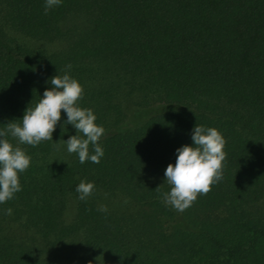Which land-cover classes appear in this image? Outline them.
<instances>
[{"label":"trees","instance_id":"16d2710c","mask_svg":"<svg viewBox=\"0 0 264 264\" xmlns=\"http://www.w3.org/2000/svg\"><path fill=\"white\" fill-rule=\"evenodd\" d=\"M43 7L0 0V130L71 64L103 156L67 152L71 125L57 123L55 145L5 131L31 160L0 203V264H264V0ZM195 123L222 134V175L178 212L162 202L163 169ZM81 179L94 184L84 200Z\"/></svg>","mask_w":264,"mask_h":264},{"label":"clouds","instance_id":"9594fccd","mask_svg":"<svg viewBox=\"0 0 264 264\" xmlns=\"http://www.w3.org/2000/svg\"><path fill=\"white\" fill-rule=\"evenodd\" d=\"M61 2L44 0L43 11L47 13L49 8ZM71 67V64H66L62 74L55 73L47 79L46 83L50 86L43 89L34 105L24 109L18 118L19 123L11 120L5 130H0V203L20 191L18 174L29 166L31 160L23 148L5 138V131L18 144L35 146L42 140L53 142L52 132L58 122L60 127L62 124L71 125L75 134L69 135L67 139H59L63 141L67 152H75L80 163L85 160L98 163L103 156L98 140L104 128L95 123L96 116L91 108L81 107L77 103L83 90L81 84L69 75ZM61 110L64 113L63 120ZM189 136L191 142L176 147L174 163H168L163 169V182L170 187L167 192L161 193L162 202L178 212L188 207L198 193H206L210 185L221 178L225 155V141L216 128L195 123L189 130ZM74 190L78 198L84 200L94 190V184L81 179ZM100 210L106 209L101 206ZM4 212L10 214L11 209H4Z\"/></svg>","mask_w":264,"mask_h":264},{"label":"rangeland","instance_id":"374dc122","mask_svg":"<svg viewBox=\"0 0 264 264\" xmlns=\"http://www.w3.org/2000/svg\"><path fill=\"white\" fill-rule=\"evenodd\" d=\"M14 37L17 38L18 41L23 40V41H25L26 43L30 44L33 47H43V46H45V44H43L42 42H38V41H35V40L22 38V36H19L17 34H14Z\"/></svg>","mask_w":264,"mask_h":264}]
</instances>
